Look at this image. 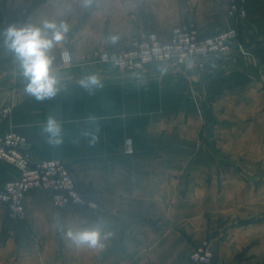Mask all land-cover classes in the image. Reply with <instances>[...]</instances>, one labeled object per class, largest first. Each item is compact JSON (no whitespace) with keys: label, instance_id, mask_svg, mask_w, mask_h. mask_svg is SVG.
<instances>
[{"label":"crops","instance_id":"1","mask_svg":"<svg viewBox=\"0 0 264 264\" xmlns=\"http://www.w3.org/2000/svg\"><path fill=\"white\" fill-rule=\"evenodd\" d=\"M36 1L0 0V33L46 19L71 17L73 24L83 13L82 0H45L32 9ZM244 1L248 15L240 21L239 39L249 54L234 52L202 70L148 64L139 73H120L86 59L104 49L129 47L149 29L167 40L174 27L194 23L208 37L235 21L224 0H92L94 9L70 42L77 61L67 71L53 62L60 91L43 101L25 89L11 90L26 81L0 35V110L15 109L11 121L0 124V133L7 128L24 133L33 160L69 161L77 185L99 203L95 211L62 210L41 190L28 195L25 221L42 249L31 242L30 249L21 250L20 258L31 259L26 264H39L37 258L42 264H181L205 241L213 249L211 264H264V222L237 225L243 219L239 211L223 216L189 191L181 196L178 163L187 165L194 155L163 153L164 146L178 145L183 127L193 136L196 114L224 113L246 106L245 100L262 111L264 0ZM24 11H30L28 19L18 24ZM70 26L72 32L75 26ZM93 75L102 86L82 87L80 82ZM49 116L60 124L59 145L49 143L43 132ZM126 139L134 141L133 156L124 154ZM18 176L16 167L0 161V188ZM4 212L0 207V226ZM88 229L101 231L100 246L77 245L66 235Z\"/></svg>","mask_w":264,"mask_h":264},{"label":"rangeland","instance_id":"2","mask_svg":"<svg viewBox=\"0 0 264 264\" xmlns=\"http://www.w3.org/2000/svg\"><path fill=\"white\" fill-rule=\"evenodd\" d=\"M44 1L39 0L37 3L39 2L40 5ZM74 3L72 2L73 7ZM78 5L79 2H77ZM93 9L92 4L87 8L83 6L82 15L75 19L73 24H71V17L46 19V21H54L57 24L60 21L66 22L69 31L70 25L75 26L72 28V32L68 31L65 40L51 50L50 54L54 57V61H58L60 70H69L74 61H77L73 55L74 49L70 47L72 34L85 24ZM29 13L30 11L23 12L22 16L17 19L18 24H24ZM43 23L41 21L36 27H42ZM64 51L69 52L72 59V65L68 68H64L62 65ZM86 61L94 63L89 59ZM94 65L99 68H107V64L96 63ZM111 68L118 71L116 68ZM26 83L20 82L18 88L15 87L11 90L13 92L17 91L16 89L18 92L23 91L26 89ZM252 104L253 100H245L244 105L246 106L232 107L224 113L215 114L212 110H206L203 114H196L195 123L197 126L193 131V136L189 135L186 128L183 127L180 130L178 145L172 143L163 148L164 154L182 156L192 153L194 155L192 161L187 165L183 162L178 163L177 169L180 174L175 181L177 187H184L181 190V196L185 197L189 191L196 201L208 203V207L218 209L217 213L223 214V216L226 213L235 214L239 211L243 215V219L239 218L237 225L242 226L264 222V107H262V111L261 109L258 111L252 108ZM12 108V115L4 122H10L15 115V109ZM187 121L188 117L185 119V125ZM203 174L205 176H202ZM255 213L257 215H250ZM31 242L39 251L42 249L41 244L34 241V233L25 220L13 221L4 212L0 226V264H26L31 261L29 258H20L19 256L21 250L31 248ZM37 259L39 264H42L43 259ZM32 261H36V259Z\"/></svg>","mask_w":264,"mask_h":264},{"label":"built area","instance_id":"3","mask_svg":"<svg viewBox=\"0 0 264 264\" xmlns=\"http://www.w3.org/2000/svg\"><path fill=\"white\" fill-rule=\"evenodd\" d=\"M228 14L235 21L232 28L215 36H201L194 23H186L172 29L167 40L159 38L154 29L134 38L129 47L108 48L96 52L89 60L94 63L107 64L119 72L139 73L148 64L162 65L163 70L170 68H186L194 65L197 69L206 68L214 59H224L234 52L249 54L240 42V21L248 15L244 0H224ZM25 12V11H24ZM62 65H72L69 52L62 54ZM13 113L10 105L0 110V124ZM27 137L13 129L0 133V161H5L19 171V176L10 180L0 188V207L5 209L13 221L26 219L25 198L41 190L51 197L54 207L66 209L78 206L91 211L97 210L99 203L95 197L81 190L65 159H48L36 161L27 148ZM125 154H135L132 139H126ZM214 258L209 241L196 247L188 261L181 264H211Z\"/></svg>","mask_w":264,"mask_h":264},{"label":"clouds","instance_id":"4","mask_svg":"<svg viewBox=\"0 0 264 264\" xmlns=\"http://www.w3.org/2000/svg\"><path fill=\"white\" fill-rule=\"evenodd\" d=\"M91 3L92 0H82L85 8L89 7ZM68 31L69 26L64 21H60L58 24L54 21H45L42 27L17 28L9 26L0 33L4 37V43L15 53L19 62L22 76L27 82L26 92L38 101L50 99L60 91L61 82L53 68L54 57L50 53L57 44L65 40ZM114 40L115 38H113ZM80 83L86 89L92 86H102L95 75L89 76ZM43 132L48 134L49 143L54 145L62 143L61 127L54 117H48ZM85 134L87 135V133ZM94 141L95 137H93ZM66 235L77 245H87L93 248L100 246L102 239L99 229L79 232L69 230Z\"/></svg>","mask_w":264,"mask_h":264},{"label":"trees","instance_id":"5","mask_svg":"<svg viewBox=\"0 0 264 264\" xmlns=\"http://www.w3.org/2000/svg\"><path fill=\"white\" fill-rule=\"evenodd\" d=\"M37 1H39V0H37ZM37 1L34 3L32 9L36 8V7L39 5V2L37 3ZM82 191H83V190H82ZM84 192L87 193L86 191H84Z\"/></svg>","mask_w":264,"mask_h":264}]
</instances>
